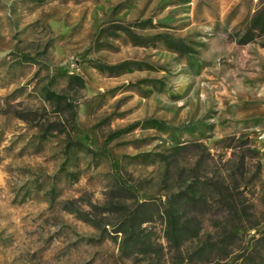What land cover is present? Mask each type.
Instances as JSON below:
<instances>
[{
	"label": "rangeland",
	"instance_id": "rangeland-1",
	"mask_svg": "<svg viewBox=\"0 0 264 264\" xmlns=\"http://www.w3.org/2000/svg\"><path fill=\"white\" fill-rule=\"evenodd\" d=\"M261 8L0 0V264H264Z\"/></svg>",
	"mask_w": 264,
	"mask_h": 264
},
{
	"label": "trees",
	"instance_id": "trees-1",
	"mask_svg": "<svg viewBox=\"0 0 264 264\" xmlns=\"http://www.w3.org/2000/svg\"><path fill=\"white\" fill-rule=\"evenodd\" d=\"M264 20V8L256 10L254 14L250 18V25L246 28L243 32L242 36L240 37L241 42H248L253 38V29L256 26L258 21ZM264 25H262V29ZM125 63V62H124ZM124 63H119L115 65H108V68L112 69L115 66L122 65ZM107 67V65L105 66ZM103 68V67H102ZM73 77L79 79L77 75H72ZM50 93V92H49ZM259 169V165L257 166ZM196 182V179L193 181ZM194 188H187L184 187L177 191L172 192L167 198L165 199L164 203L161 204L162 210L165 216V221L167 225V229L169 231V236L177 238L181 232L187 229V221L191 220L192 218H182L180 215L179 207L182 202H185L188 199H194ZM136 209H133V213ZM134 216V215H133ZM203 247V246H201Z\"/></svg>",
	"mask_w": 264,
	"mask_h": 264
},
{
	"label": "built area",
	"instance_id": "built-area-1",
	"mask_svg": "<svg viewBox=\"0 0 264 264\" xmlns=\"http://www.w3.org/2000/svg\"><path fill=\"white\" fill-rule=\"evenodd\" d=\"M264 146V145H263Z\"/></svg>",
	"mask_w": 264,
	"mask_h": 264
}]
</instances>
